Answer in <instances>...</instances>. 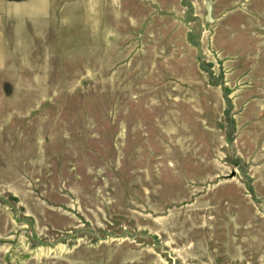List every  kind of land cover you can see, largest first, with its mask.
<instances>
[{"label":"rangeland","instance_id":"374dc122","mask_svg":"<svg viewBox=\"0 0 264 264\" xmlns=\"http://www.w3.org/2000/svg\"><path fill=\"white\" fill-rule=\"evenodd\" d=\"M0 264H264V0H0Z\"/></svg>","mask_w":264,"mask_h":264},{"label":"water","instance_id":"95a60500","mask_svg":"<svg viewBox=\"0 0 264 264\" xmlns=\"http://www.w3.org/2000/svg\"><path fill=\"white\" fill-rule=\"evenodd\" d=\"M205 10H206V15H205L204 19H205L207 22H211V19L209 18L210 7H209V6H206V7H205Z\"/></svg>","mask_w":264,"mask_h":264}]
</instances>
